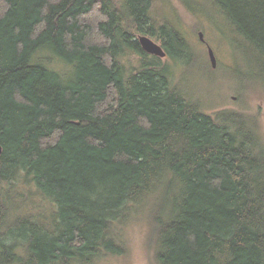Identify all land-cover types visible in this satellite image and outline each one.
Listing matches in <instances>:
<instances>
[{"label":"trees","instance_id":"16d2710c","mask_svg":"<svg viewBox=\"0 0 264 264\" xmlns=\"http://www.w3.org/2000/svg\"><path fill=\"white\" fill-rule=\"evenodd\" d=\"M203 1L264 82V0ZM154 6L0 0V264L122 255L118 230L141 210L155 264H264L259 123L209 115L179 86L170 62L203 61ZM140 34L170 61L144 53ZM18 189L48 208H28Z\"/></svg>","mask_w":264,"mask_h":264},{"label":"rangeland","instance_id":"374dc122","mask_svg":"<svg viewBox=\"0 0 264 264\" xmlns=\"http://www.w3.org/2000/svg\"><path fill=\"white\" fill-rule=\"evenodd\" d=\"M201 5H205L203 0H199L198 4L191 3V0H155L154 17L177 26L203 61L202 65L188 58L185 59L186 64L171 61L175 81L182 84L178 83L184 91L192 92L193 99L202 102L204 111L209 115L228 109L254 118L264 137V82L258 78L263 69L257 68V58L253 59L247 54L249 47H239L237 44L244 40L240 36H232L235 34L232 31L228 34L225 19H219V16L210 13L209 7ZM200 32L204 33L206 42L215 52L218 60L216 69L210 65L207 46L199 39ZM127 59L133 63L139 62L134 55ZM55 68L60 70L56 65ZM18 190L30 198L28 208H48V203L37 194ZM149 214L144 210L139 211L118 230L125 246L122 255L106 256L96 264H155L153 227Z\"/></svg>","mask_w":264,"mask_h":264},{"label":"water","instance_id":"95a60500","mask_svg":"<svg viewBox=\"0 0 264 264\" xmlns=\"http://www.w3.org/2000/svg\"><path fill=\"white\" fill-rule=\"evenodd\" d=\"M199 39L201 42L205 43V45L207 46L208 58H209L210 65L213 69H216L218 66V60L216 58L214 50L206 42L203 32L199 33ZM137 40H138L140 47L144 53L151 55V56H155L161 60L167 59V53L164 50L163 46L161 44L155 42L150 36L139 35ZM2 154H3V147L0 145V157L2 156Z\"/></svg>","mask_w":264,"mask_h":264}]
</instances>
